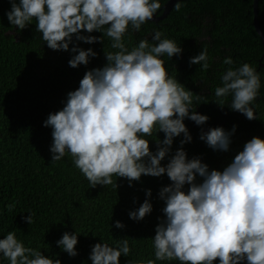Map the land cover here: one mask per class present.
<instances>
[{
    "label": "clouds",
    "instance_id": "1",
    "mask_svg": "<svg viewBox=\"0 0 264 264\" xmlns=\"http://www.w3.org/2000/svg\"><path fill=\"white\" fill-rule=\"evenodd\" d=\"M6 2L10 4L6 12L10 26L24 30L35 21V31L42 34L48 48L73 53L68 61L72 68L86 66L98 56L92 48L79 47L74 38L103 44L107 37L116 50L103 48L106 63L87 70L79 86L66 94L63 107L49 113L43 126L51 129V162L69 155L91 188L111 185L118 189V178L131 187L142 176L167 175L170 183L158 192L164 206L152 237L154 260L146 264H264V138L247 140L222 169L210 168L199 156L188 158L183 145L190 143L192 136L185 119L204 125L209 117L195 110L194 99L199 101L200 96L168 74L166 61L182 54L183 48L162 38L161 31L152 33L154 43L145 38L131 50L124 42L130 29L139 32L164 10L161 0ZM181 7L180 0H175L173 9ZM85 32L89 35L82 34ZM94 32L102 35H91ZM222 63L230 67L221 76V86L215 87L213 101L223 108L231 97L227 104L231 110L248 120L258 119L253 104L261 89L259 72L247 62L231 67V56ZM189 65L207 71V49L190 57ZM236 127L230 131L220 126L202 129L199 139L214 151L228 152ZM181 134L180 146L169 155L174 138ZM149 137H155V151ZM166 157L168 162L162 164ZM145 195L143 203L129 212L130 219L141 221L152 213V190L146 189ZM7 208L11 212L15 204ZM29 213L22 219L31 225L34 213ZM115 227L125 225L117 220ZM78 236L65 231L56 244L75 257ZM116 244L92 245L91 264H120L121 255L127 257L131 247L127 238ZM0 259L9 264H61L38 248L25 246L14 231L0 239Z\"/></svg>",
    "mask_w": 264,
    "mask_h": 264
},
{
    "label": "trees",
    "instance_id": "2",
    "mask_svg": "<svg viewBox=\"0 0 264 264\" xmlns=\"http://www.w3.org/2000/svg\"><path fill=\"white\" fill-rule=\"evenodd\" d=\"M166 2L161 0L162 5ZM180 2L179 11L173 9L158 22L149 21L139 32L130 29L124 42L131 50L145 38L154 43L152 33L161 31L162 38L172 39L183 48L182 54L166 61L168 74L193 91L194 96H200L199 101L194 99L195 110L209 117L204 125L185 119L192 141L183 147L188 158L199 156L210 168L222 169L247 140L253 136L264 138V45L253 24V0ZM8 10L10 4L0 0V239L14 231L25 246L38 248L49 258L59 259L61 264H91L88 257L92 245L101 242L117 247V240L127 238L131 252L127 257L121 255L120 264H146L154 260L152 237L158 217H163L164 206L158 192L170 183L167 175L142 176L131 187L127 180L118 178V189L111 185L91 188L69 155L51 162V129L43 126L49 113L63 107L66 94L79 86L84 73L106 63L103 48L116 51L110 47V39L104 37L103 44H87L74 38L79 47L92 48L98 56L91 58L86 66L72 68L68 61L73 53L48 48L42 34L35 31V21L24 30L10 26ZM258 14L264 32V0L259 1ZM205 48L210 63L208 70L189 65L190 57ZM229 56L234 61L231 67L238 68L247 62L260 74V94L253 104L259 117L256 120H248L231 110L227 105L231 97L223 108L213 101L215 87L221 86V76L230 67L222 61ZM233 125L237 127L228 152L214 151L199 139L202 129L220 126L230 131ZM158 137L162 140L164 134L160 132ZM153 138L149 137L150 147L155 151ZM182 138L183 134L174 138L169 155L174 154ZM167 162L166 157L161 163ZM146 189L152 190L149 199L153 211L141 221L132 220L129 212L147 198ZM10 204H15L11 212L7 208ZM29 212L34 213L31 225L22 219ZM117 220L125 227L116 228ZM65 231L79 235L75 257L56 244ZM0 264L9 262L0 259ZM155 264H179V261Z\"/></svg>",
    "mask_w": 264,
    "mask_h": 264
},
{
    "label": "water",
    "instance_id": "3",
    "mask_svg": "<svg viewBox=\"0 0 264 264\" xmlns=\"http://www.w3.org/2000/svg\"><path fill=\"white\" fill-rule=\"evenodd\" d=\"M183 1V0H180ZM259 1L260 0H253V12H254V19L253 24L258 32V34L261 36L263 45H264V32L261 28L260 22H259ZM175 0H167V2L163 5L164 10L161 12V14H156L152 21L158 22L161 19H164L168 16V14L173 10L174 8Z\"/></svg>",
    "mask_w": 264,
    "mask_h": 264
},
{
    "label": "flooded vegetation",
    "instance_id": "4",
    "mask_svg": "<svg viewBox=\"0 0 264 264\" xmlns=\"http://www.w3.org/2000/svg\"><path fill=\"white\" fill-rule=\"evenodd\" d=\"M175 65H178V64H177V63H175ZM208 77H209V78H211V76H210V75H208ZM207 79H208V78H207Z\"/></svg>",
    "mask_w": 264,
    "mask_h": 264
}]
</instances>
